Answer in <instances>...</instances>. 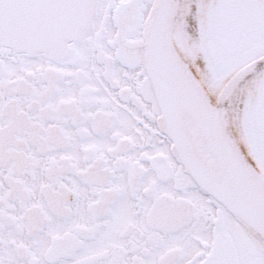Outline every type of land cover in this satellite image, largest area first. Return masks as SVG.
<instances>
[{
	"label": "snow or ice",
	"instance_id": "obj_1",
	"mask_svg": "<svg viewBox=\"0 0 264 264\" xmlns=\"http://www.w3.org/2000/svg\"><path fill=\"white\" fill-rule=\"evenodd\" d=\"M0 264H264V0H0Z\"/></svg>",
	"mask_w": 264,
	"mask_h": 264
}]
</instances>
